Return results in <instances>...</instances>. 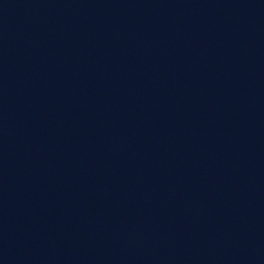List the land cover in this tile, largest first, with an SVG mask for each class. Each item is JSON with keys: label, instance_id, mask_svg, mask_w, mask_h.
I'll return each instance as SVG.
<instances>
[{"label": "water", "instance_id": "obj_1", "mask_svg": "<svg viewBox=\"0 0 264 264\" xmlns=\"http://www.w3.org/2000/svg\"><path fill=\"white\" fill-rule=\"evenodd\" d=\"M264 81V0H0V264H154Z\"/></svg>", "mask_w": 264, "mask_h": 264}]
</instances>
